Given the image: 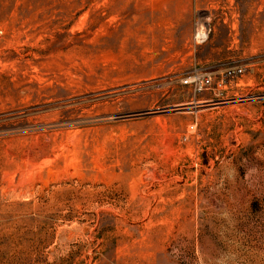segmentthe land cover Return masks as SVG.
Instances as JSON below:
<instances>
[{
    "label": "rangeland",
    "instance_id": "374dc122",
    "mask_svg": "<svg viewBox=\"0 0 264 264\" xmlns=\"http://www.w3.org/2000/svg\"><path fill=\"white\" fill-rule=\"evenodd\" d=\"M0 264H264V0H0Z\"/></svg>",
    "mask_w": 264,
    "mask_h": 264
},
{
    "label": "built area",
    "instance_id": "2783aa9c",
    "mask_svg": "<svg viewBox=\"0 0 264 264\" xmlns=\"http://www.w3.org/2000/svg\"><path fill=\"white\" fill-rule=\"evenodd\" d=\"M243 73V69H234V70H229L225 73V79L232 80L238 76H240ZM213 84V81L210 77L203 78L200 81L199 89L202 90L206 87H211Z\"/></svg>",
    "mask_w": 264,
    "mask_h": 264
}]
</instances>
